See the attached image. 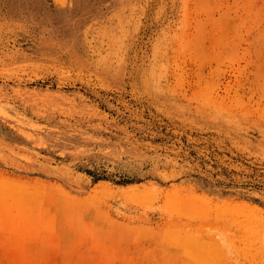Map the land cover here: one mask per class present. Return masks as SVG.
Listing matches in <instances>:
<instances>
[{"label": "rangeland", "instance_id": "rangeland-1", "mask_svg": "<svg viewBox=\"0 0 264 264\" xmlns=\"http://www.w3.org/2000/svg\"><path fill=\"white\" fill-rule=\"evenodd\" d=\"M0 264H264V0H0Z\"/></svg>", "mask_w": 264, "mask_h": 264}]
</instances>
